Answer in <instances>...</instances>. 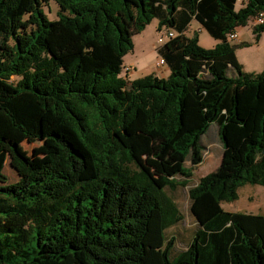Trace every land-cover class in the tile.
Here are the masks:
<instances>
[{"label": "trees", "instance_id": "16d2710c", "mask_svg": "<svg viewBox=\"0 0 264 264\" xmlns=\"http://www.w3.org/2000/svg\"><path fill=\"white\" fill-rule=\"evenodd\" d=\"M51 1L0 0V264H264V214L222 207L264 186V68L245 71L227 36L264 0H54L56 19ZM155 18L176 30L157 48L170 73L131 79ZM214 123L221 163L189 188L198 228L174 249L166 189L190 184Z\"/></svg>", "mask_w": 264, "mask_h": 264}, {"label": "rangeland", "instance_id": "374dc122", "mask_svg": "<svg viewBox=\"0 0 264 264\" xmlns=\"http://www.w3.org/2000/svg\"><path fill=\"white\" fill-rule=\"evenodd\" d=\"M244 0H239L237 6H242ZM51 7L46 9V13L51 19L58 18L59 5L56 1H51ZM254 18H251L246 26H240L237 28L239 38L229 40L232 45L236 46V52L239 61L243 64L245 71L259 72L264 68V32L262 33L259 41L255 38L254 33ZM159 20L153 19L150 24L141 32L134 35V50L126 55L125 65L130 69L129 77L137 78L144 76L153 71L161 76H168L169 70L160 69L156 63L160 59L158 53L159 36L162 33H167L171 29L165 27L162 30L158 28ZM174 30V29H173ZM176 32V30H174ZM195 33L199 36V42L206 48H211L216 44V39L212 37L209 32L196 20H193L188 29V34L194 35ZM176 34V33H175ZM243 43H248V46H243ZM166 66H162L165 68ZM234 70L230 69L229 74H233ZM124 74V72H123ZM126 75V73H125ZM12 80H16L17 77L13 76ZM217 124H213L208 135L214 144L217 143L218 133L216 134ZM42 142H27L25 141L23 147L28 152L30 157L34 156V150ZM219 143L214 145L213 149L206 150L204 153V161L196 169L194 177L190 184L186 187L178 188L175 191H171L167 188L168 194L172 195L173 198L180 205L179 208L184 215V218L178 224L168 228V238L174 237L175 245L174 249L181 250L188 246L192 241L193 236L198 228V222L193 216L190 205V193L189 188L196 184L199 178L216 169L221 163L223 149L218 146ZM189 164V162H187ZM5 172L9 176V181L14 182L19 177L9 163L5 165ZM222 207L227 211H241V212H252L264 214V186L260 184H245L239 188V196L237 199L231 201H223Z\"/></svg>", "mask_w": 264, "mask_h": 264}, {"label": "crops", "instance_id": "0c3cea01", "mask_svg": "<svg viewBox=\"0 0 264 264\" xmlns=\"http://www.w3.org/2000/svg\"><path fill=\"white\" fill-rule=\"evenodd\" d=\"M193 22V21H192ZM191 22V23H192ZM191 25V24H190ZM187 33H188V31H187ZM239 34V33H238ZM188 35H190V34H188ZM239 38V37H238ZM217 41V40H216ZM218 42V41H217ZM216 42V43H217ZM216 45V44H215ZM214 45V46H215ZM126 58V57H125ZM156 65H157V63H156ZM157 67H159V66H157ZM160 69H164V70H169V72L168 73H170V68H169V66L168 65H166V67L165 68H162V67H160ZM128 72H130V70L128 71ZM150 73H153V71L152 72H150ZM155 73V72H154ZM156 74H158V73H156ZM127 75H129V73H127ZM159 76H161L160 74H158ZM131 79H134V78H131ZM215 133L217 134L218 133V131H217V128H216V131H215ZM203 143L206 145V148H205V151L206 150H212L213 149V147H214V145H216L217 143H219L218 144V146L219 147H222L221 146V143H220V140H219V134H218V140H217V143L216 144H214L213 142H212V140L210 139V137H209V135H204V137H203Z\"/></svg>", "mask_w": 264, "mask_h": 264}, {"label": "built area", "instance_id": "2783aa9c", "mask_svg": "<svg viewBox=\"0 0 264 264\" xmlns=\"http://www.w3.org/2000/svg\"><path fill=\"white\" fill-rule=\"evenodd\" d=\"M261 23H264V13H261L258 17H256L255 21H254V25H258V24H261ZM168 36H170V37L173 36V32H169ZM228 36L231 37V38H236L237 37V33L236 32H231ZM159 41L163 42L164 41V36H160ZM165 62H166L165 59L162 58L159 61L158 64L162 65V64H165Z\"/></svg>", "mask_w": 264, "mask_h": 264}, {"label": "clouds", "instance_id": "9594fccd", "mask_svg": "<svg viewBox=\"0 0 264 264\" xmlns=\"http://www.w3.org/2000/svg\"><path fill=\"white\" fill-rule=\"evenodd\" d=\"M254 19H255V18H254ZM169 32H173V36H174L175 33H176L174 30H170V31H168L167 33H162L160 36H164V41H163V42H160V41H159V46L162 45L163 43L167 42V41L169 40V38L172 37V36H171V37L168 36V33H169ZM231 32H236V33H237V37H236V38H231V37H229L228 35H229ZM231 32H229V33L227 34L228 39H229V40L238 39L239 35H238V32H237V29H236V30H233V31H231ZM160 36H159V38H160ZM162 58H163V57L160 56L159 61H160ZM159 61L157 62V66L162 67V66H164V65H165V66L167 65V62H165V64L159 65V64H158ZM129 70H130V69H129ZM129 70H128L127 67H126V71L128 72Z\"/></svg>", "mask_w": 264, "mask_h": 264}]
</instances>
